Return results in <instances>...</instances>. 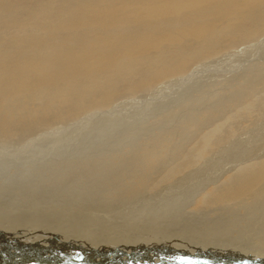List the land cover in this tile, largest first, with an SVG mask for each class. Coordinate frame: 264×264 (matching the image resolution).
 <instances>
[{
    "label": "bare ground",
    "instance_id": "bare-ground-1",
    "mask_svg": "<svg viewBox=\"0 0 264 264\" xmlns=\"http://www.w3.org/2000/svg\"><path fill=\"white\" fill-rule=\"evenodd\" d=\"M262 36L264 0H0V135L8 134L9 138H15L20 135L17 133L22 131L28 130V134L32 126L37 129H49L60 122L74 119L76 121L86 114L107 111L120 97L132 98L138 93H148L147 91L154 90L159 84L184 77L195 64L232 51L242 43L256 39L258 41ZM252 72L255 73L251 71V74ZM262 75L264 74L261 73L260 76ZM263 79H260V82ZM261 85L256 84L258 88ZM238 100L241 103L238 98L233 99L231 103L227 101V105L233 107L236 112L226 114L228 117L223 121L225 125L230 122L228 119L235 118L241 112H238L241 107L238 106ZM252 101H248L247 111L252 109ZM219 102L217 101V104ZM218 105L219 108L225 106ZM211 107L189 115L184 124L187 130L207 117L212 118L214 112L218 111L216 106V109L212 110ZM181 117L183 118L184 114ZM157 119L155 120L158 121ZM181 121L178 124L182 130ZM109 126L105 130L108 135L109 129H112ZM224 126L221 122L203 135L200 131L197 141L191 135L195 141H192V146L188 144L191 147L189 149H184L183 146L188 137L183 144V141L179 142L183 139L179 137H185L184 133L182 136L177 134L179 141L176 140L181 145L178 142L172 144V135L161 140V133L166 136L175 132V129H165L166 131H158L159 137L155 135L160 140L159 143L153 142L152 139L146 144L138 140L141 143L139 145L134 140V147L119 143L120 146L117 143V147H113L114 151L111 148V152L104 150L109 153L101 154L102 149L98 154L85 157L84 163L82 159L78 162V159L73 158L72 163H68L65 158L66 167L55 171L48 181L50 184L58 182L62 185V182L67 183L70 178V187L63 186L65 189L58 188L56 192L51 191L54 186L50 185L51 189H46L42 204L36 202L40 198L37 194H34L33 204L28 199L17 200V196L12 198L15 201L9 196L10 206L6 204L7 201L4 202L5 208L0 203L4 209H1L3 213L0 214L3 220L12 217L17 223L29 224L10 231V236L3 233L2 236L6 238L2 244L8 241L6 243L9 247L19 241L26 242L27 246L18 245L25 252V255L22 253L21 256L35 257L20 260L18 264H37L39 259H44L47 254L50 255V263L57 261L61 256L64 264H114L116 258L121 264H182L178 257L173 256L183 253L185 256L187 253L193 254L188 257L193 264H264V151L260 155H250L247 160H237L236 165L222 169L217 175L212 176L213 173H210L209 177L206 176V179L196 183L193 180L188 186L193 173L196 172L197 176V163L206 160L212 148L217 147L213 150L215 152L219 145L222 146L224 134H221ZM15 127L18 129L15 130ZM230 132L231 136H235L233 133L236 131ZM150 133L153 136L156 132L153 135ZM102 135L108 137L106 132ZM225 139H228V136ZM248 141L250 143V139ZM106 142L108 143L107 139ZM78 182L84 185H79ZM198 184H201L198 187L202 189L199 191L197 188L199 192L194 191L196 194L190 196L192 199L182 197L183 194L179 192L182 188L191 190L192 186L194 188ZM57 185L59 187V184ZM175 185L182 186L181 190L168 196L170 202L165 200L164 205H154L156 210L151 211L152 206L149 204L151 212H145L149 209L148 206V209L145 207L147 210H142L144 214L136 210L135 212L141 215L138 217L135 213L136 218L130 217L131 213L128 217L127 212L126 215L122 212V216H125L130 224H126V229H122L123 225L116 229L104 226L106 229L103 231L101 228L100 235H97L98 230H93V234L89 230V235L92 234L90 237L87 233L84 234L87 230L81 232V228L86 229L94 221L91 216H81L85 211V204L95 207V210L106 209L107 213L116 207L115 204L119 206L118 200L115 202V198L111 199L115 186L117 193L118 189L122 193L117 194L116 190L113 193L127 197L124 202L131 201L129 205L137 202L145 189L146 192L148 188L158 190ZM8 186L7 191L17 195L16 189ZM92 190L93 194H90ZM106 193L110 197L105 198L108 196ZM166 193L169 192L166 190ZM90 195H94L93 198ZM121 197L118 199H122ZM95 198H99V201H93ZM133 200L135 201L132 202ZM182 200L184 201L179 202ZM79 205V210L83 209L80 219L78 217L79 225H76L78 220H73L74 217L72 220L76 224L71 219L69 223L76 225L75 227L64 224L63 217L76 214L74 211ZM34 207L43 212V221L35 213ZM119 207L117 209H120ZM117 209L115 208V211ZM91 210L87 211L90 213ZM132 212L134 213L133 210ZM54 217L57 219L50 222ZM94 217L97 219L96 213ZM125 219L120 222L124 223ZM58 221L60 225L46 224ZM98 222L95 223L96 226ZM68 225V229H62ZM106 225L109 224L106 222ZM77 228L80 232L73 233ZM69 230L74 231L70 233ZM94 232L97 234L94 235ZM2 244L0 262L10 264V258L14 259V256L18 255L12 251L1 254ZM99 244V248H94ZM77 252H80V255L75 258ZM52 255L59 258H52Z\"/></svg>",
    "mask_w": 264,
    "mask_h": 264
},
{
    "label": "rangeland",
    "instance_id": "rangeland-1",
    "mask_svg": "<svg viewBox=\"0 0 264 264\" xmlns=\"http://www.w3.org/2000/svg\"><path fill=\"white\" fill-rule=\"evenodd\" d=\"M227 52L224 53L225 55L222 53V54L216 56V58L214 57L212 59L205 60V61H202V62L195 64L194 66H192L190 68L189 72H187L186 75H184V77H182V78L180 77L177 79H171L172 81L174 80L173 82L166 81L168 83L159 84L156 86V88L154 90L152 89V91L151 90L147 91L148 93L142 92L143 93L142 95H141V93L140 94L138 93L137 94L138 97L136 95L132 98L123 97L124 98L123 99L122 97H120L117 100L118 102L115 101V104L113 105V107L112 106L110 107L111 109L109 108V109H107V111L104 110L103 112H100L101 114L100 113H96V114L94 113V114H90V115L86 114V115L81 116V118L80 117L77 118L76 121L74 119V120H70V121H65V123L60 122V123L55 124L53 128L51 127L49 129H42V128L37 129V128H34L32 126L33 128L32 127L29 128V130L30 129L31 130H30V132H28V134H27L28 130L26 132L22 131V133H17L20 135H17L15 138L13 136H12V138H9L8 134L6 136L1 134L0 135L1 136L0 137V189H1L0 190V203L3 206V208H5L4 202L7 201L6 204H8L10 206V200L9 199L10 198L12 199L14 197L16 198V196H17V200L23 201L24 199H28L29 202L31 204H33L34 203V194H37L40 196V198L36 202H38L39 204H42L44 201V197H45V193H46L47 188H48L47 189L48 191L51 188L53 189V190L51 189V191H55L58 188H59L58 190H60V189L62 190V188L65 189V187H63V186H66V188L68 186L70 187V185H71L70 184L71 183L70 178H69L67 183L62 182V185H61V183H58V182L56 184L54 183L55 185L50 184V181H48L50 179L49 177H51L55 171H57L60 168L63 169L64 167H66L67 164H64V163H67V162L72 163V161L74 159H78V162H79V160L82 159L81 161H83V163H84V158L89 156V155L98 154L99 152H102V151L103 152L101 154L109 153V152H104V150L110 151L111 148H112L111 150L114 151L113 147L116 148L117 143L120 146H121V144L122 145L126 144V145H131L132 147H134V145H132V144L138 143L137 145H139L141 143L143 144V142H145V144H146L151 139L153 142L155 141L157 143L158 141L160 142V140H158V138L155 135H157V136H158V134L160 135L159 132H161L162 130L166 131L165 129H167V130H169V129L174 130L175 129L174 130L175 132L173 134L168 133L165 136L161 133V135L163 137L161 138V135H160V137L159 136L158 137L162 140L165 137L170 138L169 136L172 135L173 137H171V140L169 139L171 142H174L172 144H176L179 141V138H181V139L183 138L181 141H179L180 143L183 141L182 142V144H183L184 142H186V139L189 138L188 141L185 143V145L183 144L184 149H189V147L193 145L192 141H195V139H193L192 136H194V138H196V141H197L198 140L197 134L200 131H201L200 133H202L201 135H203L204 133H207L208 131L212 130L216 125H218V123L221 124V122H222V124L224 126L225 123H223V121L226 117H228L227 115L235 114L234 113V112H236L235 109L233 107L231 108L227 105V103H228L227 101H229L231 103L233 101V99H235V98L240 99L241 103L238 100L239 104L238 103L237 104L239 107L241 106L243 109L241 107L238 108V112L240 110H241V112L238 113V115L235 116V118L233 117V118L228 119L230 122L226 123L227 125L222 127L223 131L225 132V133H223V131H222V134H221L222 136L224 134L223 141H221L222 146L219 145L217 151H215V152L213 150H216L217 147L216 148L214 147V149L212 148V150L209 151L210 155H208L206 158L207 161L202 160V161H199V163H197V165H196V168H197L196 170L198 171L197 176L195 174L196 172L193 173L192 181L188 182L189 183L188 186H190L194 181L196 183L198 180L206 179V176L209 177L212 173H213L212 176L217 175V173L220 172L222 169L236 165L237 160H238V162L239 161L241 162V160L243 158H245L244 160H247L248 157H251L250 155H255V154L260 155V153H262L264 151V136H263L264 135V82H263L264 79L262 82H260L261 81L260 79L264 78V75L260 76L261 73L264 74V36H262L261 39L259 38L258 41L256 39L253 42L251 41V42H248L246 44L242 43V44L238 45L237 47H234L232 49V51H227ZM251 71H254L256 74H258L257 75L258 77L253 72H252L253 74H251ZM254 75L256 76V78ZM259 76H260V79H258L259 80L258 81L257 78H259ZM241 77H243L244 79ZM249 77H251L252 79H255V80H251V78L249 79ZM235 79H237V80L234 82ZM246 79H248V80H246ZM240 81H242V83ZM244 82H247V83H244ZM259 82H260V84H259ZM256 84H257V86L261 85V84H263V85H261L258 88L256 86ZM228 88H231L232 90L228 89ZM236 90H238V91H236ZM213 92H216V93H213ZM208 95L209 96L211 95V96L209 97ZM214 96H216V97H214ZM211 97H212V99H211ZM199 99H201V100H199ZM250 99L253 100L251 102L252 103V109L250 111H247V107L249 106V104L247 105V103ZM217 101H220L222 103L219 104L220 103L219 102L218 103L219 105H218ZM223 101H224V103H223ZM216 104L218 106L224 104L227 107L224 106L223 108H219V107H217ZM242 104H244V105H242ZM215 106L217 109L215 108ZM164 107H167V108L165 109ZM209 107H211L210 108L211 110L216 109L218 112L215 111L214 112L215 114H213L212 118L207 117L206 119H204L200 123L195 124V126H193L187 130V128L184 126V124L187 122L186 121L187 117L193 113H198L199 112L198 110L205 109V108L208 109ZM167 110H169V111H167ZM163 111L165 114L163 113ZM245 111H247V112L245 113ZM179 112H180V114H179ZM186 113H189V114L186 115ZM248 113H250V114H248ZM174 114H177V115H174ZM183 114H184V117L182 118L181 116H183ZM159 115H161V116H159ZM249 115H251V116H249ZM158 116H159V118H158ZM82 117H83V119H82ZM167 118L168 119L170 118V119L168 120ZM181 118L183 119L182 121H181ZM257 118H259V119H257ZM155 119H157L158 121H156ZM260 120H262V121H260ZM180 121H181L180 126H181L182 130L180 129L179 124H178ZM111 124H112V126H111ZM114 124H116V126L113 127ZM119 124H121V125H119ZM108 125H110L109 127H112V129L114 130V132H113V130L111 128L109 129L110 131H108V132H110L109 133L110 138H108L109 135L107 134V131H105V130H107ZM165 125H167L169 128L168 127L166 128ZM257 125L260 127H258ZM156 126H157V128H155ZM104 127H106V129H104ZM163 127H164V129H162ZM158 128H159V130H158ZM160 128H161V130H160ZM17 129H18V127H15V130H17ZM118 129L121 131H117ZM100 130H101V132H100ZM230 130H234V132L236 131L235 133H233V135L235 134V136L230 135V133H231ZM105 132H106V135H108V137L106 136L107 138H105L102 135ZM119 132L121 134L124 133L125 136H124V134L123 135L119 134ZM150 132H152V135L155 132L156 133L153 136H151ZM24 133H26V135ZM183 133H184L186 138L181 135ZM112 134H115L116 136L112 135ZM133 134H135V135H133ZM175 134L176 135L179 134L182 137L178 138L179 135L176 136ZM22 135H24V136H22ZM226 135L228 136V139H225V138H227ZM100 136H103L105 139L102 137L103 140L101 141L102 138ZM152 137L157 138L156 139L157 141L155 139L153 140ZM173 138H175V140ZM190 138H191V140H190ZM106 139H107L108 143L106 142ZM249 139H250V143L248 141ZM134 140H135V143H134ZM138 140L141 143H139ZM172 140H174V141H172ZM120 141H122V142H120ZM188 142H190V143H188ZM119 143H121V144H119ZM245 143H247V144H245ZM188 144L190 146H188ZM223 144H225V145H223ZM136 147H138V146H136ZM106 149H108V150H106ZM119 149H121V148H119ZM250 149L253 152L250 151ZM219 150L222 154H220ZM237 152H238V154H237ZM226 153H228V154H226ZM215 154H218L217 155L218 157ZM219 154H220V156H219ZM213 156H216V158ZM220 157L222 158L221 159L222 162L219 159ZM59 158H61V159L59 160ZM65 158L68 159L67 162H66ZM72 158H73V160H72ZM208 158H211V159H208ZM218 160H220V161H218ZM225 160H226V162H225ZM209 162H210V164H209ZM203 163H204V165H203ZM205 163L207 166L205 165ZM228 163H229V165H228ZM61 166H63V167H61ZM1 176H2V178H1ZM57 184H59V187ZM74 184H75V182H74ZM78 184L84 185L80 182H78ZM50 185L51 186L53 185L54 187L49 188ZM200 185L201 184L194 186V188H196V190L192 186L191 190L194 189V190H192V192L189 189L182 188V186H180V185H175L171 188L168 186H166L167 188L162 187V188H160L162 191L158 188V190L163 195L160 194V192L157 189H155L156 192H153L155 190L150 189V188H148L147 191L145 192V190H146L145 189L141 194L143 197L141 196L140 199L142 200L143 203H145L147 205L143 204L140 199H138L139 201L136 200L138 203L140 202V204L135 202L137 204L132 203V204L128 205V203H131V201L130 202L127 201L128 203H126V202H124V200H126L127 197L123 198L124 197L123 195H122L123 197L116 195L117 187L115 186L116 189L111 188V191H112V189H113V191L116 190V193H113V191L111 192L113 194V197L111 199L115 198V200L113 199L115 202L117 200L119 201V203L118 202L117 203L119 204L120 207L114 203L116 206L115 207L116 209L118 207L120 208V209H117V211H119L118 215L121 214L122 212L123 213L125 212L124 214L126 215V212H127L126 216H128L131 213L130 217L135 216V218H136V215L139 217V216H141L140 214H144V211L147 208V206L149 209L148 208H147L148 210L146 209L147 210V211H145L146 213L154 211V209L156 210V206H154V205H157V204H161V205L163 204L164 205V204H166L165 200H167V202H170V200L168 199V196L177 194L178 193L177 191L181 190V188L184 190V191L183 190L179 191L180 194H183L182 197H184V199H192V198H190V196L193 197L194 196L193 194H196L193 192L194 191L199 192L202 189V187H198ZM6 186H8L10 188L14 187V189H16V191H17V195L15 194V196H14V193L8 192L7 191L8 188ZM56 186H57V188H56ZM112 186L114 187V185H112ZM176 188H178V189L176 190ZM197 188L199 189V191ZM119 190L120 189H118L117 194L122 193ZM151 190H153V191H151ZM166 190L169 193H166ZM186 190L188 191V193H186L187 192ZM149 191L152 192L153 194L150 193ZM56 192H57V190H56ZM56 192H54V193H56ZM92 192H93V190L90 191V194H93ZM148 192H149V194H148ZM157 192H159V193H157ZM171 192H172V194H171ZM98 193H100V192H98ZM108 194H110V192ZM146 194H148L149 196L148 195L145 196ZM110 195L106 196L105 198L110 197ZM150 195H152V196H150ZM156 195H157V197H156ZM9 196H10V198H9ZM93 196H91V197L93 198ZM159 196L161 199L159 198ZM185 196H187V197H185ZM116 197H117V199H116ZM119 197H121L123 200L118 199ZM2 199H3V201H2ZM96 199L99 201V198H95V200H93V201H96ZM12 200L15 201V199H12ZM100 200H101V198H100ZM146 200L147 201L150 200L149 203H147ZM152 200L155 202V204H154V202H152ZM155 200L158 201L159 203L156 202ZM159 200L162 202L160 203ZM121 201H123V203L125 205H123V203H121ZM134 201L135 200H133L132 202H134ZM183 201L184 200L179 201V202H183ZM185 201H191V200H185ZM126 204H127V206H126ZM149 204H150V206H152L151 211H149L151 208V207H149ZM135 205H137V206H135ZM141 205L142 206L145 205V206L142 207ZM80 206L81 205L77 206L78 207L77 210L74 211L76 214H74L72 216L68 215L67 213H66L67 215L64 214L65 215L63 217L65 219V220H63V221H65L64 224H70L69 223L70 219L73 223L76 224V222L73 220L74 219L78 220V217L80 219V215H81L80 212H82V210H83V209L79 210ZM121 206H123V207L121 208ZM124 206H126L128 209ZM140 206L143 209H141ZM153 206H154V208H153ZM134 207H136L137 209ZM3 208L2 207L0 208V214H1V212L3 213V211H1V209H3ZM115 208L110 210V211L108 210V213H107L106 209L103 210V208H102V209H96L95 210V207H91L90 205L88 206V204H85V208H84L85 211L83 212V214L81 216L82 217L86 216V215L91 216L92 220H94L92 223L95 226L93 224H91L86 229L81 228V229H83L81 232L83 233L84 230H87V231H84V234L87 233V235H89V233H88L89 230H91L89 232L90 233L92 232V234H93V230L94 231L98 230L97 231L98 234H97V232L96 233L94 232V235L95 234L100 235V234H102V233H100L101 228L103 229V231L106 229L104 226H106V227L110 226L109 228H112V229L115 228L116 229V228H121V226L123 225L122 229H126V227L128 226L126 224H129L127 219L124 218L125 216L124 217L122 216V215H124L123 213L121 215H119V217H118V215H116L117 211H115ZM130 208H132V209H130ZM90 209H92L91 211H93V212L90 211L91 214L87 211ZM132 210L134 211V213L132 212ZM142 210H144V211H142ZM76 211H78V212H76ZM135 211L139 212V213L141 211V213L137 214ZM85 212H87V213H85ZM94 212L96 213L97 219L94 217L95 216ZM98 212H100V213L104 212V214L102 213V215H101ZM35 213L37 215H39L40 219L43 221V219H44L43 212L36 210V208H35ZM92 213H93V216H92ZM135 213H136V215H134ZM70 214H71V212H70ZM99 214L102 216V218ZM75 216H76V218H75ZM103 216H104V218H103ZM72 218H73V220H72ZM93 218H95L96 220ZM56 219L57 218L54 217V219H52V220L50 219V222L55 221ZM124 219L126 220L125 222H127V223H125V222L121 223L120 222V221H123ZM100 220L104 221V222L102 223ZM118 220H119V222H118ZM98 221L101 222L102 225L104 224L103 227H102L101 223L99 224ZM97 222H98V225H100L101 227L98 225L96 226ZM106 222L109 225H106ZM178 222L181 223V221H179V220H178ZM40 223H37V224L39 225ZM46 224L58 225L59 221L53 222V223H46ZM24 225H29V224L17 223V220L15 218H12V217L11 218H5L3 220V216L0 215V247H1L2 241H4L3 239L6 238V236H2L3 233L10 236L12 234V233H10V231H14L16 228H18L20 226H24ZM31 225H35V224H31ZM70 225H72L73 227H75L76 225H79V220H78V224L73 225L71 223ZM70 225L63 227L62 229L66 230L70 227ZM2 226H5V227L2 228ZM95 227L96 228L100 227V229L99 228L94 229ZM123 227H125V228H123ZM55 230H57V229H55ZM69 231H70V233H72L74 230H72V231L69 230ZM77 231L75 230V232H73V233H79L80 229L77 228ZM87 235H85L86 239H87V237H86ZM91 235H89V237ZM6 242H8V241H5L2 244V250H1L2 253L1 254H3V253L6 254V252L12 251V252H16V254L18 255V256H14V259L10 258V261H12V262H10V264H15V263L18 264L17 262H19L20 260H24L26 258H28V260H30V259L35 257L32 255H30V257L21 256L22 253L25 255V252H23V248L22 247L20 248L18 245H20V244L26 245L25 241H19L17 243L10 244L9 247H8V244ZM6 244H7V246H5ZM103 245L108 246L106 244H103ZM99 247H100V244L98 247L94 246V248H96V249ZM105 254H107V253H105ZM183 254H180L179 256H173V257H178L179 262L182 264H193V261H190L188 259V257L193 255V254L187 253L186 254L187 256H185ZM79 255H80V252L79 253L77 252L76 255H74V257L75 258L79 257ZM52 256H53L52 258H59V256H57V255H52ZM0 258H2V257L0 256ZM43 258L44 259H42V260L39 259V262L37 264H40V263L41 264H64V261H63L61 256L59 259H57V261L55 260V262H53V263H50V255L47 254ZM67 259H69V258H67ZM95 260H97V259H95ZM89 261H91V260H89ZM123 261H122V263H123ZM117 263L121 264L119 262V260L116 258L114 261V264H117ZM0 264H2V263L0 262ZM173 264H177V263H173Z\"/></svg>",
    "mask_w": 264,
    "mask_h": 264
}]
</instances>
